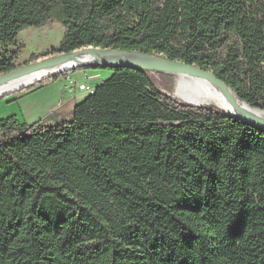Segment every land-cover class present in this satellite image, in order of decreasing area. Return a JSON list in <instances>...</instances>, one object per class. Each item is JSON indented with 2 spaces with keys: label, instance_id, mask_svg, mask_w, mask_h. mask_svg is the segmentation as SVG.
<instances>
[{
  "label": "trees",
  "instance_id": "trees-1",
  "mask_svg": "<svg viewBox=\"0 0 264 264\" xmlns=\"http://www.w3.org/2000/svg\"><path fill=\"white\" fill-rule=\"evenodd\" d=\"M54 21L47 55L181 61L264 109V0H0V75L29 65L19 34ZM82 69L111 74L71 120L0 118V264H264V129L148 70Z\"/></svg>",
  "mask_w": 264,
  "mask_h": 264
},
{
  "label": "water",
  "instance_id": "water-1",
  "mask_svg": "<svg viewBox=\"0 0 264 264\" xmlns=\"http://www.w3.org/2000/svg\"><path fill=\"white\" fill-rule=\"evenodd\" d=\"M87 54H97V61L95 63L79 64L75 67L66 68L65 70L59 73L69 71L72 69H76V68H80V67H100L102 66L106 68V67L117 66V67L137 69V70L143 69V70H148L152 73L163 72V73H170V74H178L181 76L203 77L221 86L226 92L231 102L235 104L234 98L232 96V94H234L232 89L222 80H220L211 71L202 69L196 65H190V64L183 63L181 61L169 60V59H165V58L158 57V56H151L147 54H141L138 52H121V51L114 50V49H103V48L92 47V46L75 50L70 54H59V55L48 57L42 60H38L34 63L23 66L11 72L2 74L0 75V85H3L7 82L13 81L19 77L25 76L30 73H34V72L41 71L43 69L55 67L57 65H60L70 60L71 58H75L77 56H84ZM141 58H147L152 61L150 62L144 61V60H141ZM52 76L54 75L49 76V78ZM25 87H21L18 90L24 89ZM181 103L201 106L200 104H196V103H185V102H181ZM218 107L221 108L220 106ZM251 108L254 109V107H251ZM221 109L224 110L223 108ZM255 109H259V108H255ZM261 110L264 111V109H261ZM224 111L228 113L229 115H231L232 117H236L242 121L248 122L250 124H253L257 127L264 129V119L259 116L249 115V114L244 115V116L242 115L236 116V115H233L227 112L226 110Z\"/></svg>",
  "mask_w": 264,
  "mask_h": 264
},
{
  "label": "crops",
  "instance_id": "crops-1",
  "mask_svg": "<svg viewBox=\"0 0 264 264\" xmlns=\"http://www.w3.org/2000/svg\"><path fill=\"white\" fill-rule=\"evenodd\" d=\"M109 70H78L75 73L62 75L58 80H48L31 91L18 94L0 106V118L16 115L26 122V114H35L43 124L51 125L63 120H71L76 104L88 96L78 88L80 84H89L96 88L108 79ZM12 101L18 102L6 106Z\"/></svg>",
  "mask_w": 264,
  "mask_h": 264
},
{
  "label": "rangeland",
  "instance_id": "rangeland-1",
  "mask_svg": "<svg viewBox=\"0 0 264 264\" xmlns=\"http://www.w3.org/2000/svg\"><path fill=\"white\" fill-rule=\"evenodd\" d=\"M64 34H65V30L63 26L59 22H56V21L50 22L41 27H28L24 29L18 36V38L20 39V42L23 43L25 47L22 50L21 56L17 64L24 65L25 63H29V64L34 63V62H31L32 57L38 54L42 56L38 60L52 57L51 55H47V54H50L54 49H57L60 47V44L64 38ZM88 70H91V69H88ZM77 71L78 70L76 71L72 70L71 73H75ZM61 76H59V78ZM152 76H153L156 86L159 88V90L162 93L170 96L171 98L179 102L185 101V103H189L188 98L193 99V100H199V101L205 98V94H204L205 91H203V89H201V87L197 83L193 81L181 82L182 80H181L180 75L163 73V72H154L152 73ZM47 78L49 77L39 79L33 84L31 83L29 85H26V87L23 90L16 89V90L11 91L10 93L0 96V106L2 103L6 104V102H8L10 99H13L21 92H25L27 90L31 91L32 89L38 87V85L35 83L41 80L47 79ZM13 104L17 105L18 102L12 101L11 103H8L6 106H11ZM196 104H200V103H196ZM200 105L207 106V105H215V104L201 103ZM25 117H26V123L28 124H32L35 122H41L39 121V118L35 114H32V115L26 114Z\"/></svg>",
  "mask_w": 264,
  "mask_h": 264
},
{
  "label": "bare ground",
  "instance_id": "bare-ground-1",
  "mask_svg": "<svg viewBox=\"0 0 264 264\" xmlns=\"http://www.w3.org/2000/svg\"><path fill=\"white\" fill-rule=\"evenodd\" d=\"M97 53V52H96ZM98 54V53H97ZM97 54H87L84 56H77L75 58H71L70 60L57 65L55 67L43 69L38 72L30 73L25 76L19 77L13 81L7 82L3 85H0V96H3L13 90H18L21 87H25L26 85L33 84L39 79L49 77L51 75H55L66 68L75 67L79 64H89L95 63L97 61ZM144 61H152L147 58H141ZM178 75V74H177ZM181 82L193 81L197 83L203 91H205V98L203 100H193L189 99V103H205V104H215L220 106L227 112L239 116V115H256L264 119V111L261 109H253L248 104L242 102L236 95L232 94L235 104L231 102L228 98L224 89L210 81L209 79L203 77H190V76H181ZM193 84V83H192ZM183 101V100H182ZM185 102V101H183Z\"/></svg>",
  "mask_w": 264,
  "mask_h": 264
},
{
  "label": "built area",
  "instance_id": "built-area-1",
  "mask_svg": "<svg viewBox=\"0 0 264 264\" xmlns=\"http://www.w3.org/2000/svg\"><path fill=\"white\" fill-rule=\"evenodd\" d=\"M78 88H79L80 90L84 91V92H87L88 95L91 94V93H93L94 90H95V88L92 87V86L89 85V84H80V85L78 86Z\"/></svg>",
  "mask_w": 264,
  "mask_h": 264
}]
</instances>
